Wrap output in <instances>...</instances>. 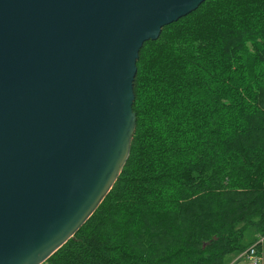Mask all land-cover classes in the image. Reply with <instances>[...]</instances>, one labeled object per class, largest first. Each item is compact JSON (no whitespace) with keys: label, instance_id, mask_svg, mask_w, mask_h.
Listing matches in <instances>:
<instances>
[{"label":"trees","instance_id":"obj_1","mask_svg":"<svg viewBox=\"0 0 264 264\" xmlns=\"http://www.w3.org/2000/svg\"><path fill=\"white\" fill-rule=\"evenodd\" d=\"M137 131L110 194L45 264L264 256V0H206L145 43Z\"/></svg>","mask_w":264,"mask_h":264},{"label":"water","instance_id":"obj_2","mask_svg":"<svg viewBox=\"0 0 264 264\" xmlns=\"http://www.w3.org/2000/svg\"><path fill=\"white\" fill-rule=\"evenodd\" d=\"M206 0H0V264H45L95 214L137 131L145 43Z\"/></svg>","mask_w":264,"mask_h":264},{"label":"rangeland","instance_id":"obj_3","mask_svg":"<svg viewBox=\"0 0 264 264\" xmlns=\"http://www.w3.org/2000/svg\"><path fill=\"white\" fill-rule=\"evenodd\" d=\"M255 241H256L255 229L253 227H250L245 234V244L249 245L251 248V244L254 243ZM240 258H242V259H240ZM263 258H264V256H263ZM237 261L239 263H237ZM225 263L226 264H230V263H233V264H253V261L248 257H244V253H234V254H232L226 258ZM263 264H264V260H263Z\"/></svg>","mask_w":264,"mask_h":264},{"label":"built area","instance_id":"obj_4","mask_svg":"<svg viewBox=\"0 0 264 264\" xmlns=\"http://www.w3.org/2000/svg\"><path fill=\"white\" fill-rule=\"evenodd\" d=\"M255 246H252L246 253H244V257H248L253 261V264H263V257L257 255Z\"/></svg>","mask_w":264,"mask_h":264},{"label":"crops","instance_id":"obj_5","mask_svg":"<svg viewBox=\"0 0 264 264\" xmlns=\"http://www.w3.org/2000/svg\"><path fill=\"white\" fill-rule=\"evenodd\" d=\"M240 259H242V258H240ZM237 263H239V262L237 261ZM230 264H233V263H230Z\"/></svg>","mask_w":264,"mask_h":264}]
</instances>
